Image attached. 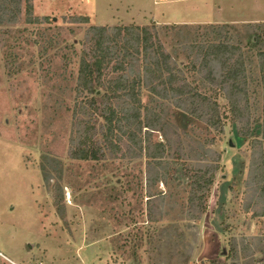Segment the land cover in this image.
Listing matches in <instances>:
<instances>
[{
	"label": "rangeland",
	"instance_id": "374dc122",
	"mask_svg": "<svg viewBox=\"0 0 264 264\" xmlns=\"http://www.w3.org/2000/svg\"><path fill=\"white\" fill-rule=\"evenodd\" d=\"M28 1L38 23L25 20L27 0H20L14 23L0 22V264H264V154L251 145L262 138L264 73L257 49L249 48L257 33L264 50V26L228 24L221 38L209 23L188 22L210 16L185 0ZM250 4L247 15L263 18L264 0ZM153 24L187 82L216 101L218 127L137 80L126 82L114 86L120 94L111 105L114 152L98 161L70 158L74 124L88 118L73 113L82 99L75 90L78 63L93 40L88 27ZM202 33L205 45L227 39L244 58L248 97L240 121L192 62L197 51L187 45L202 41ZM118 72L105 78L116 80ZM102 123L95 122L98 136ZM149 123L159 131H146ZM158 142L162 164L155 170L164 184L148 187ZM209 163L217 168L206 210L191 218V176ZM149 193L156 197L148 207Z\"/></svg>",
	"mask_w": 264,
	"mask_h": 264
},
{
	"label": "trees",
	"instance_id": "16d2710c",
	"mask_svg": "<svg viewBox=\"0 0 264 264\" xmlns=\"http://www.w3.org/2000/svg\"><path fill=\"white\" fill-rule=\"evenodd\" d=\"M19 5L20 0H0V22L14 23L19 12ZM9 7L14 8L17 12L12 9L8 11ZM31 9L32 6L27 0L25 20L32 24L38 23L39 19L33 18ZM73 21L86 23L88 19L85 16H75ZM260 26H264V24H248L249 28L257 29ZM172 27L175 28L176 26ZM210 27L212 28L211 31L218 34V37L226 38L224 30L228 28V24L221 26L210 24ZM87 33L91 35L93 40L91 39L89 51H82L78 63L75 90L77 95H82V99L77 101L73 113L78 114V116L88 114V118L78 117L74 124L76 131L71 138L70 158L98 161L104 160L107 153L114 152V146L108 140V136L113 130L112 121L115 117L114 110L111 108L112 99L120 95L116 93L114 86L119 85L125 88L126 86H122V83L126 82L134 85L137 80L141 82L142 86L148 87L158 99H171L176 108L197 120L203 121L209 128L218 127L216 101L211 96L194 90L187 82L178 63L167 51L163 50L155 24L151 26L91 25L88 27ZM201 35L202 40L206 33ZM260 39L257 33L252 34V44L249 45V48L257 49L259 62L264 73V50L258 46ZM226 40L225 42L224 40H214L205 45V39L204 42L202 40L198 44L189 43L187 47L189 50L195 49L197 51L195 59L192 60L194 65L197 64L198 66L197 71L223 91L224 97L231 105L233 114L238 119L237 121H240L242 115L240 106L246 102L248 97L246 75L244 74L245 61L240 49L232 46ZM225 68H228L226 74H224ZM117 71L119 74H116V80L105 78L108 73ZM130 75L132 78H129ZM114 82L117 83L113 84ZM262 84L264 94V74H262ZM166 86L170 87V91ZM124 96L133 98L131 94ZM247 114L248 109L245 108V115ZM99 117L103 119V123L100 125V128L103 129L100 133L101 138L97 135L95 126ZM145 127L147 128L146 131L150 133L149 130L159 131L150 123ZM239 134L247 136L249 131H241ZM261 134V139L255 138L251 141L253 148L258 147L260 157L264 154V149L261 146L264 140V120L261 123ZM162 135L165 139L167 138L163 131ZM156 146L161 148V153L152 158L156 164L154 162L152 166L148 164L151 169L146 178L148 187L157 183L164 184L163 175L155 170L157 163L162 164L160 159L163 143L158 142ZM216 168L215 164L209 163L203 168L196 169L195 174L191 176L188 194L189 217L199 218L205 212L206 197L213 183ZM148 197L147 205L149 207L156 194L149 193ZM232 249L236 254L235 245Z\"/></svg>",
	"mask_w": 264,
	"mask_h": 264
},
{
	"label": "crops",
	"instance_id": "0c3cea01",
	"mask_svg": "<svg viewBox=\"0 0 264 264\" xmlns=\"http://www.w3.org/2000/svg\"><path fill=\"white\" fill-rule=\"evenodd\" d=\"M256 0H185V5L192 10L203 11L208 13L210 17L203 19H192L189 23L195 24H233V23H258L264 22L263 18L256 15H247L246 12L251 7L250 2ZM243 12V15L237 16L235 12ZM215 14V15H214ZM256 19V20H254ZM179 24V23H178ZM183 24V23H181Z\"/></svg>",
	"mask_w": 264,
	"mask_h": 264
}]
</instances>
